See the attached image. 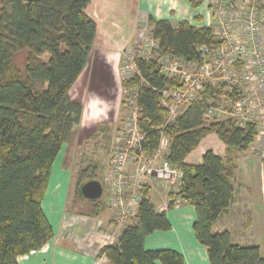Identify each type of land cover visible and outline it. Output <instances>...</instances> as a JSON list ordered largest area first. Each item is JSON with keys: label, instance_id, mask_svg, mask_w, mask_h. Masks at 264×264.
Instances as JSON below:
<instances>
[{"label": "trees", "instance_id": "16d2710c", "mask_svg": "<svg viewBox=\"0 0 264 264\" xmlns=\"http://www.w3.org/2000/svg\"><path fill=\"white\" fill-rule=\"evenodd\" d=\"M90 1L0 0V264H17L18 255L39 249L52 237L41 202L53 161L80 121L82 104L73 101L69 91L86 64L96 34V23L85 13ZM187 1L196 9L204 0ZM148 22L162 51L186 60L199 61L198 46L222 43L211 26L172 24L151 17ZM24 49L21 72L13 56ZM43 55L48 56L46 61ZM136 64L140 76L122 81V86L138 88V126L145 134L142 150L153 154L163 134L168 139L165 159L180 174L176 190L167 195V207L177 200L192 205L196 214L192 228L206 248L209 264H264L257 245L234 243L226 230L212 231L233 199L236 152L248 150L256 125L250 122L240 128L229 120L206 123L205 100L221 92V87L208 85L202 100L156 128L167 116L158 90L177 84L153 62L137 60ZM209 133L223 143L224 155L208 149L200 163L186 162ZM97 170V164H87L79 169L76 182V197L96 206L99 200L84 199L78 189L88 176L96 179ZM148 192L147 186L140 189L134 217L115 243L101 248L108 264H183L177 251L144 247L146 236L170 228L166 212L155 210Z\"/></svg>", "mask_w": 264, "mask_h": 264}, {"label": "crops", "instance_id": "0c3cea01", "mask_svg": "<svg viewBox=\"0 0 264 264\" xmlns=\"http://www.w3.org/2000/svg\"><path fill=\"white\" fill-rule=\"evenodd\" d=\"M143 1L91 0L85 8V13L96 23V34L86 64L69 91L71 99L82 104L80 121L72 130L73 132L77 127L80 128L79 142H83L82 136L94 134L108 114L107 110L111 105L103 97V86H108L111 81L112 91L122 94L121 50L128 44H133L136 33L140 31V28L132 24L131 17L132 12L136 13V7ZM155 1L159 7L150 10L148 21L150 17L155 20H168L172 24L185 21L194 27L210 26L215 22L209 0H205L196 9L187 0ZM119 103L121 104V98ZM118 128L117 123L116 130ZM204 140L206 142L202 149L196 152ZM66 142L53 161L41 202L42 211L52 229V237L39 249L18 255L17 264H108L100 250L107 244L115 243L123 228L117 226L115 212L109 201L96 206L76 197L78 171L83 166L79 165L77 169L67 166V148L64 149ZM199 144L186 156V162L199 163L205 150L214 151L215 147L223 152L220 154L214 151L216 154L224 155V145L213 133L207 134ZM101 150L103 151L100 153H104L107 158L112 148L101 147ZM239 152L243 157L240 163L237 162ZM239 152H236L233 178V186L238 179L239 187L237 190L234 187L230 206L220 214L212 231L217 233L226 230L233 240L232 230L236 228L239 236L237 242H232L257 245L264 259V163L247 154V151ZM96 164L97 173L103 171L105 159L101 164L96 162L91 165ZM100 182L104 192L106 186L103 179ZM165 189L166 184L154 181L152 187H149L148 196L156 211L166 212L170 228L166 231L157 230L146 236L144 247L177 251L183 256V264H209L206 248L198 242L192 228L196 218L194 208L182 201L168 208L167 195L172 191L166 192ZM237 205L241 207L240 210L235 208ZM250 206L254 208L251 209ZM155 264L163 263L157 261Z\"/></svg>", "mask_w": 264, "mask_h": 264}, {"label": "built area", "instance_id": "2783aa9c", "mask_svg": "<svg viewBox=\"0 0 264 264\" xmlns=\"http://www.w3.org/2000/svg\"><path fill=\"white\" fill-rule=\"evenodd\" d=\"M209 5L215 20L210 26L222 40L220 45L198 46L199 61L186 60L163 52L152 33L144 32L139 46L133 44L123 52L122 81L140 76L136 61L144 60L176 82L158 90L160 105L167 111L164 123L156 127L160 129L190 104L202 100L208 85L221 87L219 95L212 93L205 100L203 120H229L240 128L254 123L256 135L248 151L264 162V0H209ZM137 92L135 86L124 88L120 135L103 178L118 227L134 217L142 187H152L154 181L169 185L179 181V172L165 159L168 139L163 134L153 154L142 150L145 134L138 126Z\"/></svg>", "mask_w": 264, "mask_h": 264}, {"label": "rangeland", "instance_id": "374dc122", "mask_svg": "<svg viewBox=\"0 0 264 264\" xmlns=\"http://www.w3.org/2000/svg\"><path fill=\"white\" fill-rule=\"evenodd\" d=\"M157 7H159V5L157 4V2L155 0H144L143 3L138 5V8L136 7V11H135L136 13L132 12V17H131L132 24L134 26H136L137 28H140L139 29L140 31L138 30L139 32L136 33V37H134V39H133L134 41H132L133 44L139 46L141 41H142L141 35L143 36L144 32L145 33L151 32L152 26L149 24L147 16H148L151 9L154 10ZM133 44H128L127 46H125L121 50V63H120L121 83H122V74H121L122 58H124V56H125V54L123 52L127 48L132 46ZM26 53H27V51L24 49V50H21V51L15 53L13 56L15 64L20 69L21 72H24V69H25ZM47 57H48L47 55H43L42 59L44 61H46ZM108 86H103V88H104L103 97L107 98L106 103H109V101H110L109 105H111V106H110V108H108V110H107L108 114L106 113L107 115L105 116V119H103V121L101 122L100 128H98V130L95 131L94 134H90V135L86 134V135L82 136V138L84 137V140H83V142H79L78 137H79L80 128L77 127L75 129V131L72 132L71 138L69 139V141L66 142L67 145L65 144V147H64V149L67 148L65 150L66 160H67L66 164L69 168L75 167L77 169L79 165L85 167V165H87V164H95L96 162H99V164H101L105 159L106 164H105L104 170L103 171L100 170V172L97 173V175H96V179L99 181H102V179L104 178L105 174L107 173L108 165H109V157L105 158L104 153H100V151H103V150H101V147L104 149L109 147V146H111V148L114 147V144L116 141L115 136L120 135V131L116 130V124L118 123V127L119 128L121 127V125H120L121 121L120 120H121L122 111H123V99H122V97L124 95V88L125 87L122 86V94L121 93L119 94L117 92L115 93L112 91L113 84L111 81L109 82ZM115 86H118V84H116ZM119 98H121V104L119 103ZM118 103L120 104V107H118ZM108 115L111 117H109ZM116 120H117V122H116ZM205 142H206V140L202 141L201 145L199 144V146L197 147V149L195 151L197 152L198 150H201L203 145L205 144ZM213 149L216 153H220V154L223 153L222 151L218 150L217 147H215ZM111 151H110V153H111ZM248 152L249 151L247 150V154H251V155L255 156L253 153H250V152L248 153ZM109 156H110V154H109ZM242 158H243L242 154L239 152L237 162L240 163ZM79 161H81L80 164H79ZM89 178L91 179V176H88V179ZM237 178L238 177H236V179ZM237 181H238V179L236 181H234V187L236 190L239 187V181L238 182ZM176 184H177V178H176ZM176 187H177V185L166 184L165 191L166 192L168 190L174 191L176 189ZM109 195L110 194H109L108 187H104V192H103L101 198L99 199L100 203L106 204L108 201ZM237 199L238 198H236V201L239 203V200H237ZM250 207H251V209L254 208V206H250ZM235 208L240 210L241 207L239 205H237ZM255 208H257V205L255 206ZM195 217H196V214H195ZM232 231H234V232H232L233 233V236H232L233 240L232 241L237 242V239H238L237 236H239V235H237V233H236V231H237L236 228H234Z\"/></svg>", "mask_w": 264, "mask_h": 264}, {"label": "water", "instance_id": "95a60500", "mask_svg": "<svg viewBox=\"0 0 264 264\" xmlns=\"http://www.w3.org/2000/svg\"><path fill=\"white\" fill-rule=\"evenodd\" d=\"M78 192L84 199L95 201L101 198L103 186L97 179H88L80 184Z\"/></svg>", "mask_w": 264, "mask_h": 264}]
</instances>
